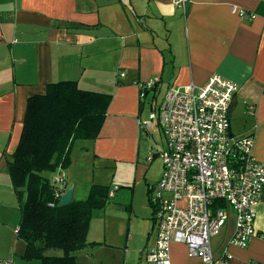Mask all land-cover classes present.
I'll return each instance as SVG.
<instances>
[{"label":"crops","instance_id":"crops-1","mask_svg":"<svg viewBox=\"0 0 264 264\" xmlns=\"http://www.w3.org/2000/svg\"><path fill=\"white\" fill-rule=\"evenodd\" d=\"M215 74L238 83L231 132L252 135L253 155L264 163V0H188L186 10L174 0H0V259L16 264L15 257L25 251L15 232L22 209L8 160L20 142L29 98L69 81L111 95L100 136L89 143L90 174L99 163L119 173L110 181L126 185L131 179L124 173L146 179L165 148L164 140L158 154L151 152L153 161H143L150 147L142 141L156 132L154 126L148 134L140 128L148 120L146 111L150 114L171 87L203 86ZM153 79H158L156 88L142 98L139 84ZM160 161L159 177L146 184L147 229L138 230L136 206H127L123 194L115 193L104 211L94 212L87 236L92 245L75 254L78 264H146L156 238L149 192L162 175ZM122 166L128 168L116 170ZM70 167L54 176L64 175L69 188L74 186V198L83 199L88 185L80 175L68 174ZM126 210L133 214L124 215ZM256 215L257 236L246 248L228 244L233 219L212 239L216 256L225 250L232 257L223 264H264V195ZM171 264L203 263L190 257L184 244L173 243Z\"/></svg>","mask_w":264,"mask_h":264},{"label":"built area","instance_id":"built-area-1","mask_svg":"<svg viewBox=\"0 0 264 264\" xmlns=\"http://www.w3.org/2000/svg\"><path fill=\"white\" fill-rule=\"evenodd\" d=\"M174 4L186 10L188 0H174ZM157 83L153 79L139 84L141 97ZM238 91V83L219 74L203 86L171 87L160 103L153 104L149 119L140 122L142 130L154 126L165 137V148L159 153L163 172L149 192L156 238L146 264H171L173 243L184 244L189 256L203 264L228 262L232 257L225 250L220 256L213 253L212 239L231 219L228 244L246 248L257 236L256 206L264 195V163L253 155L252 135L238 137L231 132ZM147 160L153 161V155ZM51 180L61 188L66 184L62 174ZM109 195L113 198L114 191ZM0 264L14 262L0 259Z\"/></svg>","mask_w":264,"mask_h":264},{"label":"trees","instance_id":"trees-1","mask_svg":"<svg viewBox=\"0 0 264 264\" xmlns=\"http://www.w3.org/2000/svg\"><path fill=\"white\" fill-rule=\"evenodd\" d=\"M111 101V95L82 90L71 81L50 84L44 95L28 99L20 142L8 160L22 209L17 238L25 244V261L78 264L75 254L92 245L90 223L95 211L110 205V187L94 184L85 198L61 206L69 185L61 188L51 179L71 166L77 141L99 138Z\"/></svg>","mask_w":264,"mask_h":264},{"label":"rangeland","instance_id":"rangeland-1","mask_svg":"<svg viewBox=\"0 0 264 264\" xmlns=\"http://www.w3.org/2000/svg\"><path fill=\"white\" fill-rule=\"evenodd\" d=\"M157 102L158 103L161 102V97H159ZM148 115H150L149 111H146V118L149 119ZM154 130L156 132H152L153 130L151 132L144 130L145 133L148 134V132H150L152 134V137L149 138V141H147V139H144L142 141L143 147H146V148L150 147V151L147 152V157L151 155V152L154 154H158L160 150L164 148L163 142L165 139H164V135L162 131L157 127H154ZM89 143L90 142H86V141H77L74 144L72 148V152H71L72 165L70 169L67 171V173L74 177H76L77 175H80L85 185H88L87 187L88 190L92 185L100 184V185L109 186L111 191H114V194L115 193L119 194V196L123 194L124 196L123 199L127 206H130V205L132 206V204L136 206V213H135L136 215L134 217L139 219L137 221L138 230L145 231L149 223H151V220H150L151 209L148 207V201H147V195H146V186H147L146 184L147 182L156 180L159 177L160 170H161V161L159 159L160 157L156 159L153 165H151L150 170L147 172L146 179L144 176H141V177L139 176L137 180H134V177H135L134 172L124 173L125 178L131 179V183L125 185L122 183L110 181L111 179L114 178V176H116L119 173L112 174V171L114 170V168L112 169L109 168V170L106 169L109 172L105 171L102 165H100L99 163L95 165V168H94L95 175L90 174L91 164L93 165V160H92L91 151L88 152V149H90ZM151 146H153L152 150H151ZM147 157L146 159H143L145 163L148 162ZM126 168L128 167L122 166V167H118L116 170L123 172ZM103 170L104 172H102ZM117 177L118 175L115 178ZM113 201H114V198H110V202H113ZM114 213H116V215H120L119 211H114ZM123 213L124 215H128V216H130V214H133L132 211L130 212L128 210H126V212H123ZM102 231H103V225L99 226V228L96 230L97 233H100ZM139 245H141V242L137 243L135 246H139ZM55 253L57 255L62 254L60 251H55ZM15 263L16 264H39V261L27 262L22 258V256L18 255L15 257Z\"/></svg>","mask_w":264,"mask_h":264},{"label":"water","instance_id":"water-1","mask_svg":"<svg viewBox=\"0 0 264 264\" xmlns=\"http://www.w3.org/2000/svg\"><path fill=\"white\" fill-rule=\"evenodd\" d=\"M74 199V186H71L65 193L62 194L59 204L61 206L71 203ZM114 210H123V207L113 205Z\"/></svg>","mask_w":264,"mask_h":264}]
</instances>
